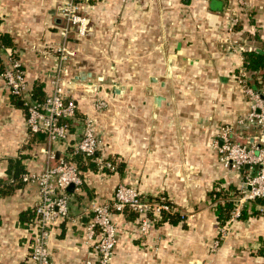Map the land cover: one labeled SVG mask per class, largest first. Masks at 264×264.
I'll use <instances>...</instances> for the list:
<instances>
[{"label":"crops","instance_id":"obj_1","mask_svg":"<svg viewBox=\"0 0 264 264\" xmlns=\"http://www.w3.org/2000/svg\"><path fill=\"white\" fill-rule=\"evenodd\" d=\"M61 1L0 0V264L26 263L39 200L35 182L10 176L11 163L19 159L25 172L41 171L47 161L45 135L27 128L26 96L10 92L2 71L16 50L30 90L37 82L48 83L55 49L64 40ZM212 1L81 0L93 28L83 36L71 32L66 41L75 51L66 77L77 81L73 95L81 110L70 122L68 138L52 146L58 158L82 166L85 180L70 190L69 214L53 225V264L96 261L94 244L87 241V206L111 199L118 183L134 185L143 199L167 201L172 208L148 211L154 221L147 235L136 211H113L118 241L109 264H264V200L243 199L241 172L225 166L211 145L225 123L235 126L237 140L257 138L253 125H237L248 107L237 78L247 71L228 48L226 0H220L222 9ZM251 1L263 42L264 0ZM248 25L244 22L234 36L247 37V49H263ZM81 70L92 73L88 80L76 78ZM88 81L100 85L107 109L92 107L82 90ZM85 111L95 116L104 141L97 154L113 159L115 170L100 169L75 152ZM225 200L233 202L231 213L241 207V216L231 223L217 218L216 205ZM222 227L225 238L213 248Z\"/></svg>","mask_w":264,"mask_h":264},{"label":"built area","instance_id":"obj_2","mask_svg":"<svg viewBox=\"0 0 264 264\" xmlns=\"http://www.w3.org/2000/svg\"><path fill=\"white\" fill-rule=\"evenodd\" d=\"M248 0H226L227 31L234 32L239 17L234 16L231 4L244 5ZM59 12L66 24L61 26L60 33L63 42L57 46L56 62L49 73V94L42 101L35 100L30 90L25 68L21 59L14 50L9 56V64L2 71V77L7 88L14 95H25L27 109V128L29 133H42L47 139V145L42 148L46 153L47 161L41 171H25L22 178L35 182L39 187V200L36 203L33 226V240L27 253L25 264H53L50 254V238L53 225L59 218L66 217L70 211L71 191L69 186L75 188L84 183L85 177L79 163L74 159L58 158L52 146L56 141L66 140L69 136V121L77 117L80 108L79 100L73 95L75 82L67 79V65L75 55V51L66 46L71 32L83 36L92 30V19L86 13L85 5L81 0H62L58 5ZM83 9V10H82ZM227 43L238 54L241 63H244V45L237 39L229 37ZM245 70V67H243ZM247 73H239L237 83L242 85L245 97L248 100L247 109L237 117V125H253L257 128V138L252 141L235 139V126L230 123L221 124L211 145L220 155L225 166H231L237 171L245 164L258 165L259 169L253 172L244 169L241 172L240 188L243 190V199L264 200V80L256 85L249 83ZM74 83V86L70 85ZM91 100L95 110H105L109 107L108 100L102 95L101 87L96 82H87L82 89ZM85 94V95H86ZM83 134L75 146V152L96 161L100 169H116L113 159L105 160L99 154L104 146L103 138L98 133L97 120L93 113L85 111L82 115ZM132 209L140 216V229L147 235L153 225L154 218L148 211L156 208L170 210L171 204L163 201L152 204L143 199L139 190L126 183H118L111 199L104 202L92 201L87 210L91 219L87 225V241L94 244L97 252L96 261L87 258L84 264H109L114 255L118 241V225L113 219V211ZM241 216V207L237 205L232 211L227 223ZM227 227V226H226ZM226 227H222L215 239L213 248L220 247L226 235Z\"/></svg>","mask_w":264,"mask_h":264},{"label":"trees","instance_id":"obj_3","mask_svg":"<svg viewBox=\"0 0 264 264\" xmlns=\"http://www.w3.org/2000/svg\"><path fill=\"white\" fill-rule=\"evenodd\" d=\"M83 10V9H82ZM7 35L3 34L4 41L8 44H12V40H8L6 37ZM244 65L245 68H247V76L250 82L258 83L259 78L260 80H264V50L263 49H246L244 50ZM50 92V86L46 81L37 82L33 88V95L32 97L35 100L42 101L45 99V97ZM74 120V117L71 118L69 121L72 122ZM85 159H88L90 164H93L91 157H86L82 155ZM91 160V161H90ZM80 169L82 170V166L79 164ZM24 167L21 164V161L19 159L14 160L11 163V166L9 168L10 176L16 179H19V175L23 173ZM21 176V175H20ZM233 207L232 200H225L224 202L219 201L216 205V214L217 218L221 223L226 222L231 215V210ZM165 217L171 216L170 213H164ZM163 216V217H164ZM171 218V217H170ZM172 220V219H171ZM173 221H176V219H173Z\"/></svg>","mask_w":264,"mask_h":264},{"label":"rangeland","instance_id":"obj_4","mask_svg":"<svg viewBox=\"0 0 264 264\" xmlns=\"http://www.w3.org/2000/svg\"><path fill=\"white\" fill-rule=\"evenodd\" d=\"M231 8H232V11L235 12L234 16H237L239 17V20H238V23L236 24V27H235V31L234 32H231L232 35L230 37H233L235 39H237L240 43H242L244 45L243 49H247L246 47H249V45L251 44L250 43V40L247 38V37H236L234 36V34L237 32V30L242 27L244 25V22H247L249 25L248 27H250L251 29H254L256 31V38H259L260 39V44L259 46H261L264 50V41L261 42L263 39L260 38V33L263 32L262 31H259V27L262 28V26H258L257 25V21L259 20H256V15H257V11L255 10V6H254V2L251 1V0H248V2L244 5H240V4H231ZM262 24V23H261ZM251 25H253V28L251 27ZM250 34V32H245V34ZM243 36V34H241ZM257 42V41H256ZM255 43V41H254ZM228 44V48L231 50V49H234L232 46ZM244 51V50H243ZM243 67H245L244 63L242 64ZM242 67V66H240ZM245 70L247 71V68H245ZM238 79V78H237ZM249 81V80H248ZM249 83H253V82H250ZM257 83H254V85H256ZM238 87L239 89H241L242 93L244 94V91H243V87L242 85H239L238 84ZM244 97H245V94H244ZM146 200L148 198L144 197ZM149 201V200H147Z\"/></svg>","mask_w":264,"mask_h":264},{"label":"water","instance_id":"obj_5","mask_svg":"<svg viewBox=\"0 0 264 264\" xmlns=\"http://www.w3.org/2000/svg\"><path fill=\"white\" fill-rule=\"evenodd\" d=\"M219 2V4H220V6L218 5V8H220V9H222V5H223V3H222V1H220V0H213L212 1V4H214V7H217V3ZM92 75V73H90V72H88V71H85V70H81L80 72H79V74L76 76V78L77 79H79V80H82V81H86V80H88V77H90ZM159 99H160V96H157L156 97V100H158L159 101ZM249 169L250 168V164H245V165H243V167H241L240 168V171H243L244 169ZM75 188V185L74 184H71L70 186H69V189L70 190H73Z\"/></svg>","mask_w":264,"mask_h":264}]
</instances>
